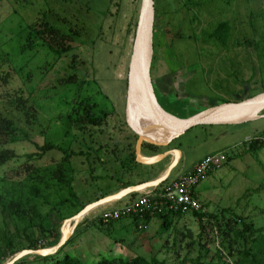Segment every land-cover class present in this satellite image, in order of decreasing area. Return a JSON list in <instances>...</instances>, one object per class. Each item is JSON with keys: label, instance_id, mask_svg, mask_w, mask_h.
<instances>
[{"label": "rangeland", "instance_id": "obj_1", "mask_svg": "<svg viewBox=\"0 0 264 264\" xmlns=\"http://www.w3.org/2000/svg\"><path fill=\"white\" fill-rule=\"evenodd\" d=\"M140 1L0 2V117L15 129L12 135H0V154L14 155L0 164L3 261L13 257L8 255L6 240L20 252L27 249L26 237L37 245L60 238L63 224L64 236H70L74 222L62 218L133 180L125 150L129 144L135 146L130 139L134 133L127 125L128 121L133 126L131 105H144L137 77L129 69ZM154 10L151 78L160 103L169 104L174 114L184 118L222 101L239 102L263 92L264 0H154ZM37 20L71 36V53L58 58L41 41L28 43L27 27ZM225 22L230 34L221 47L211 34ZM72 54L76 55L73 63ZM72 74L74 82L66 83ZM84 108L105 116L106 123L100 129L71 128L70 119ZM258 115H264V110ZM146 123L150 126L148 119ZM263 130L264 117L241 125L189 130L170 144L182 153L170 177L187 171L206 152L224 149L220 151L225 156L221 169L196 188L201 210L224 220L240 217L264 230V148L255 155L247 152L248 140ZM45 143L61 150L37 157ZM142 147H148V142ZM29 155L34 157L29 159ZM131 168L138 166L134 163ZM55 172H62L64 180L57 179ZM70 189L76 198L70 196ZM206 192L210 198L203 196ZM100 208L85 215L71 242L54 257L68 255L82 264L110 256L124 263L133 257L148 261L155 257L162 264H192L202 251L204 263L211 258L215 264L233 260L220 246L217 228L207 223L202 231L192 214L174 220L167 231H162L158 217L139 230L125 219L114 223L106 236L98 222L92 223ZM228 209L231 213L221 216ZM41 230L49 236L41 238ZM217 249H221L220 260ZM14 264L53 261L27 255Z\"/></svg>", "mask_w": 264, "mask_h": 264}, {"label": "trees", "instance_id": "obj_2", "mask_svg": "<svg viewBox=\"0 0 264 264\" xmlns=\"http://www.w3.org/2000/svg\"><path fill=\"white\" fill-rule=\"evenodd\" d=\"M1 1L2 0H0V2ZM27 30L28 32L26 36V41L28 43L41 41L48 48V50L52 54L57 56L58 58L71 53L70 51L73 50L71 36L61 33L57 28L53 27L52 25H49L45 21L42 22V21L37 20L29 24L27 27ZM229 34H230V28H229V25L225 22V23H220L216 27V29L213 31L211 36L213 37V39L219 46L225 47L228 41V38H229ZM177 37L178 39L182 38L181 34H179ZM262 42L264 45V37L262 38ZM154 48L155 47H154V32H153V52H154ZM255 50H256V53L259 54L258 44L255 45ZM75 56H76L75 54H72V57H71L72 63L75 61ZM153 60H154V55H153L152 63H153ZM151 71H152V64H151ZM151 71H150V74H151ZM72 76L74 75L73 74L70 75L65 80V82L66 83L74 82V79ZM152 86H153L154 93H155V96H156V99L159 105L166 112L172 115H175L179 118H182L180 117V115L174 114L170 109L167 108V107H170L169 104H166L164 106L163 104L160 103L157 97V94H156L157 87L154 84L153 80H152ZM261 86L263 87V91H264V64H263V71L261 74ZM239 100H242V99H239ZM220 103H225V101H222ZM178 105L180 106L181 104H178ZM184 107L186 108L187 106L184 105ZM199 112L198 111L191 112V114H189L187 117H184V118L191 117ZM104 123H106L105 116H96L88 108H84L80 115H75L73 118L70 119L71 128H75L78 131H83L84 129L90 128V127L100 129V127L103 126ZM14 131L15 129L12 126L11 122L0 117V135L2 134L6 136L12 135L14 134ZM263 134H264V130L258 133L255 137L248 140L250 141L248 144V148H247L248 153H252L255 155L257 152H259L261 149L264 148V142L260 140ZM132 137L133 138H130V139H133L134 140L133 143H135L137 137L135 134L132 135ZM127 149L128 151L129 150L130 151L127 152ZM127 149H126V152L129 153L130 155V160H131L130 162L133 163L135 160L134 148L131 144H129L127 146ZM38 150L40 154H38L37 157H41L47 152H50L53 150L60 151L61 149L57 145H54L51 143H45L43 146L39 147ZM13 156L14 155H12L10 152H6V151L2 152L0 154V164L5 162L8 159H12ZM28 157L29 159H31L34 156L29 155ZM55 177L59 179L60 181L64 180L62 172H55ZM32 192L35 196H38L37 188L32 187ZM70 196L72 198H76V196L74 195V192L71 189H70ZM3 205L4 204L2 202V197L0 196V207H2ZM83 207L84 206L81 205L79 208H77V210L75 211V214H77ZM222 212L223 213L221 216H224V212L231 213L229 209L223 210ZM188 214H192L196 218L199 229H201L202 231L205 230V224L207 223L210 224L211 227L214 225V228L215 227L217 228L218 236L222 237V240L220 241V246L222 247L223 251L227 252L228 257L231 256L233 258L230 264H264V234H263L264 230L263 229H256L252 223H246L240 217L236 218L237 220H233V221H231L230 219L224 220V219H220L218 215L210 214L207 212H202V210L199 212H191ZM184 215L186 214L180 213L179 211L172 212V213L169 212L167 214L165 211L162 210L161 213H158L154 216L145 214L143 218H138V217L120 218V219L111 221L107 225H103L100 222V220H98L99 218L96 217L93 219L92 223L96 224L98 222L99 230L103 232L106 236H110L111 233L108 232L110 227L114 223L121 222L125 219H130L131 223L135 226L136 230H139L138 225L143 224L144 226H147L148 221L151 218L158 217L162 220V225H161L162 231H167L170 225H172L171 223L174 222V220ZM69 218H62V221L67 220ZM239 223L241 227L239 226ZM26 229H27V226L25 227L24 231ZM41 232H42L40 233L41 238L45 239L47 236H49L47 235L48 234L47 231L41 230ZM75 233H76V230L74 231L70 239L64 244V246H66L69 242H71ZM26 238L28 239L27 249H38V248L42 249L45 247H53L57 244L59 240V237L56 236L51 241L46 242L45 245H37L36 241L30 240L28 237ZM5 244H6V247H7L6 249L8 250L9 256H12L16 252H18L17 249L13 247V244L9 239L5 241ZM64 246H62L60 249H62ZM203 248L204 246H201V249ZM60 249L56 252V254L59 253ZM199 253H200L199 256L195 260H191L192 264H215L212 261V258L210 262L204 263L205 258H206L205 253H202V251ZM54 255H50L48 257H40V258L44 260H52L53 264H82L78 259L68 256V255H65L61 259L54 257ZM216 257L219 260L222 258L221 249H217ZM108 258L109 259L104 258L102 260H99L94 264H116L117 262H119L120 264H162L163 263L157 260L155 257L151 259L150 261L146 260L143 257H133L127 260L125 263L122 261L121 258L119 259H116L114 257H108ZM4 262L5 261H3L0 258V264H3Z\"/></svg>", "mask_w": 264, "mask_h": 264}, {"label": "water", "instance_id": "obj_3", "mask_svg": "<svg viewBox=\"0 0 264 264\" xmlns=\"http://www.w3.org/2000/svg\"><path fill=\"white\" fill-rule=\"evenodd\" d=\"M154 13V0L140 1L129 64L130 72L137 77V89L143 94L144 112L150 120L149 122L152 124L149 127L139 130L136 129L135 126H131L128 121L127 125L137 137L134 146L135 162L143 165H151L162 162L170 155L174 156V159L159 178L118 191L85 205L77 214L67 219L72 223L74 222L72 234L78 223L84 219L85 215L92 208L95 207V209H97L101 206L116 203L128 196L143 193L150 188L160 186L168 179L171 171L179 162L181 155L180 151L171 149L144 160L141 158V147L143 143L148 142L150 148L152 146H167L173 140L198 126L234 125L264 117V115H258L259 111L264 110V91L239 102L218 104L217 106L205 109L188 118H179L166 112L156 99L150 74L153 58ZM153 135H161L162 137L158 138L159 136H156V138H151ZM72 234L70 236H64L61 228V236L55 246L36 250H21L3 264H14L27 255L39 257L54 255L69 240Z\"/></svg>", "mask_w": 264, "mask_h": 264}, {"label": "built area", "instance_id": "obj_4", "mask_svg": "<svg viewBox=\"0 0 264 264\" xmlns=\"http://www.w3.org/2000/svg\"><path fill=\"white\" fill-rule=\"evenodd\" d=\"M260 140L264 142V134ZM224 160L222 152L205 155L186 172L167 179L158 186L157 192L140 193L119 206H101L103 208L99 207L100 211L94 218H99L103 225H107L120 218H143L145 214L154 216L162 210L167 214L176 211L183 214L199 212L201 205L195 194L196 188L207 176L220 170ZM138 228L145 229L146 226L140 224Z\"/></svg>", "mask_w": 264, "mask_h": 264}, {"label": "crops", "instance_id": "obj_5", "mask_svg": "<svg viewBox=\"0 0 264 264\" xmlns=\"http://www.w3.org/2000/svg\"><path fill=\"white\" fill-rule=\"evenodd\" d=\"M138 93V91H137ZM137 101V100H136ZM132 108H133V111H134V117L136 119V121L138 123H140L141 125H145L146 124V120H147V116H146V113L144 112V108L137 103H134L132 105ZM242 124V123H241ZM241 124H234V125H241ZM171 144V143H170ZM170 144H168L167 146H152L151 148L148 146V147H141V155L145 158H151L157 154H161L167 150H171V149H175V147H172ZM149 145V144H148ZM171 146V147H170ZM221 150H224V149H217L216 151H213V152H206L202 157H200L199 159H197L193 164L192 166L198 162L199 160H201V158H203L205 155H208V154H214V153H218L220 152ZM125 153L126 155L128 156L126 150H125ZM182 158V153L180 155V159H179V162ZM174 159V156H168L166 157L162 162H159V163H155V164H151V165H143V164H138L137 162H134L133 163H130V167L128 169V171H132V176H134L133 180H129L128 182L126 183H120L119 186L117 188H114V190H112L111 194H114L118 191H121V190H124V189H127V188H130V187H133V186H137L139 184H142V183H145V182H149V181H152V180H155L157 178H159L162 173L165 171V169L170 165V163L172 162V160ZM178 162V163H179ZM136 164L138 166V168H136L135 170H133L132 165L133 164ZM177 163V165H178ZM176 165V166H177ZM176 166L174 168H176ZM191 166V167H192ZM190 167V168H191ZM173 168V170H174ZM189 168V169H190ZM188 170V169H187ZM172 172V171H171ZM186 172V170L184 171ZM184 172H178L176 174V176L184 173ZM215 173V172H214ZM171 174V173H170ZM213 174V173H212ZM212 174H210L209 176H211ZM175 176V177H176ZM207 176V177H209ZM168 179H171L170 175L168 177ZM212 186V185H211ZM210 186H206L205 188H209ZM159 187H156V188H150L148 190H146L145 192H148V193H154V192H157ZM195 194H196V197L198 199L199 197V194L197 191H195ZM139 194H134V195H131V196H128L116 203H113V204H109L110 206H106V207H115V206H119L129 200H131L132 198L134 197H137ZM204 197L206 196H209V198L211 197V194L207 193L206 192V195H203ZM200 198V197H199ZM152 220V218L148 221V224L150 223V221ZM147 224V226H148ZM123 226V225H121ZM120 226V227H121ZM111 257V256H110Z\"/></svg>", "mask_w": 264, "mask_h": 264}, {"label": "bare ground", "instance_id": "obj_6", "mask_svg": "<svg viewBox=\"0 0 264 264\" xmlns=\"http://www.w3.org/2000/svg\"><path fill=\"white\" fill-rule=\"evenodd\" d=\"M140 91V90H139ZM140 93H141V91H140ZM141 96H142V100H143V94L141 93ZM133 105V104H132ZM132 105H131V115H130V120L133 122V126H135L136 127V129H141V128H146L147 127V125L149 126V124L148 123H146L145 125H144V127L140 124V123H138L137 121H136V119H135V117H134V111H133V108H132ZM147 116V115H146ZM148 119V118H147ZM149 120V119H148ZM150 121V120H149ZM150 123V125H151V122H149ZM154 132H156V131H154ZM156 136H159L158 138H161L162 136L161 135H153V136H151V138L152 137H154V138H156ZM148 138H150V137H148ZM150 138V139H151ZM141 158L142 159H144V160H147L148 158H145V157H143L142 155H141ZM94 210H96V209H91L89 212H92V211H94ZM88 212V213H89ZM67 221H69V220H67ZM63 226H64V224H63ZM63 226H62V234H63ZM64 235V234H63Z\"/></svg>", "mask_w": 264, "mask_h": 264}]
</instances>
